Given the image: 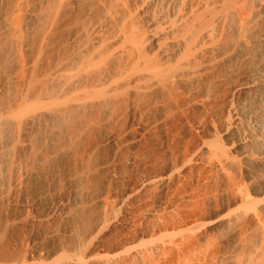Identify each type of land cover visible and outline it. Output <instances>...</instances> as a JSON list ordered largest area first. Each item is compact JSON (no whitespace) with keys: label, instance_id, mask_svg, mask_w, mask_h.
I'll use <instances>...</instances> for the list:
<instances>
[{"label":"bare ground","instance_id":"1","mask_svg":"<svg viewBox=\"0 0 264 264\" xmlns=\"http://www.w3.org/2000/svg\"><path fill=\"white\" fill-rule=\"evenodd\" d=\"M92 3L91 15L89 3L82 5L87 23L70 30L78 32L65 58L44 73L63 86L37 94L24 92L23 82L19 96L0 105V125L8 118L9 127H23L63 112L64 102L83 103L85 126L107 127L94 153L110 150L94 156V167L68 173L67 179L94 175V193L81 190L90 179L37 213L34 202L51 198L56 184L30 189L28 197L10 193L29 183L28 155L22 161L15 149L28 150L31 139L18 133L14 140L11 129L12 136L0 129V202L5 212L19 208L0 221V264H264V0ZM28 5L15 25L0 11V33L21 34L26 19L36 18ZM18 43L22 51L26 41ZM79 65L89 70L86 79L64 86ZM12 72L2 73L0 89ZM49 221L45 237L68 239L46 249L29 237L20 247V225Z\"/></svg>","mask_w":264,"mask_h":264},{"label":"rangeland","instance_id":"2","mask_svg":"<svg viewBox=\"0 0 264 264\" xmlns=\"http://www.w3.org/2000/svg\"><path fill=\"white\" fill-rule=\"evenodd\" d=\"M52 1L56 3L55 1L57 0L55 1L54 0H0V11L5 13L8 11L5 15L6 16L9 15L8 16L9 18L5 17V19L6 21L7 19H10L9 22L13 21V23L8 22L9 24L12 25L16 24V19L18 17L20 18L21 17L20 15H23L22 12H24L23 10H25L24 8H26L28 4L30 6L34 5L35 6L34 9H36L35 12L33 11L34 12L33 15L35 14L36 18L31 17V19L30 18L26 19V24H25L26 26L21 31L22 33L21 32H20L21 34L16 33L18 34V36L15 34L16 35L15 37L14 33L11 34L9 33L7 34V36H6L7 32L0 33V78L3 75L2 73L5 74L6 72L8 73V70L9 71L10 69L13 70L11 79L7 82V84H5L0 89V105L1 104L3 105L5 103L7 104L9 101H10L9 103H11V101L15 99V97H18L20 87L22 83L25 81L27 85L25 84L26 89L24 90V92H35L37 94H50L52 93V91L54 92L55 89L57 90L55 84L58 83H55L56 81H54L53 78H51V80L53 81L52 82L49 78L51 76L46 75L44 73L46 69H48L50 66L60 63L65 58V55L68 52V49L70 48L69 45L72 44L70 43L71 39L69 38L71 35L75 34L77 29H79L78 31H80V29L82 28L81 26L87 23L85 17L87 16V14H85V12L87 11L86 13L89 12V14L91 15L90 12L93 9H91L90 7L92 6L93 4L92 2H94V0L93 1L84 0L83 2L79 0L81 1L79 3H82L81 5L77 3L78 1L76 0L77 2L76 1L74 2L75 6L74 8H72V10L71 8L67 7L68 3L66 1L68 0L64 1V3L61 2V0H59L60 2L57 1V4H60L59 8H56V4H54ZM85 1L87 2V4L89 3L88 6L90 11L88 9L86 10L87 4L85 3ZM65 2L67 5H65ZM52 3L55 6H53ZM84 3L86 4V6H84L85 5ZM82 5L85 7V8L83 7L84 10H86L85 12L84 10H81ZM54 7L56 8V12H53L55 11ZM12 8H13V12L12 11L10 12L9 9L12 10ZM68 9H70L71 11ZM52 12L53 14L55 13L54 16ZM83 12L84 14H82ZM92 12L94 13V10ZM79 15L81 17H79ZM82 15H84V17H82ZM82 18L83 21H81ZM87 18L89 19V16ZM84 19H85V23H83ZM262 20L264 22V19ZM77 21L78 22L81 21V22L78 23ZM12 25L9 27L13 28ZM75 26L77 28V29L75 28V32L70 33V30L72 31ZM10 30L12 32L13 29L9 28V31ZM9 35L11 36L13 35L14 38H11ZM20 40L26 41V45L24 49L23 48L21 49L22 51H19L20 48L18 42ZM39 42L41 43V46H39V49L41 47V50L38 49L39 53L38 52L36 53L38 55H34L35 53L34 51H36L34 49L35 48L37 49L38 46L36 45H39L38 44ZM16 45H18L17 49L15 47ZM16 50H18L19 52H17ZM31 57L32 60H34V62H32ZM34 57L36 59H34ZM29 58H30V63L26 64L25 60L27 61V59ZM80 66L81 69H79ZM83 66L79 65V68L77 70L79 73L80 72L83 73L84 71L86 72L87 69L85 68L83 69ZM76 72L74 73L75 76L69 77V75H65V74L62 75L64 77H69L68 80L66 79L64 86L68 85V82L70 81L71 78L75 79L85 76L84 75L85 73H83L80 74L79 77L78 76L79 73ZM86 73H89V70H87ZM66 74H70V73L68 72ZM86 76H89V74H87ZM64 77L60 79L63 80ZM90 77L91 74L88 78ZM84 78L86 79V77ZM52 83L55 85L54 87H52L53 85ZM61 85L62 83L60 84V86ZM57 86L59 87V84ZM51 87L54 89H52ZM63 104L65 105L66 102H64ZM63 104L62 105L59 104L60 108L58 107L59 105L57 107L60 110H63L65 114L62 111L60 112L59 110H56V112L54 111L53 113L47 115L50 117L42 116L39 119H34L33 122L28 123V125H23V127L19 126L20 123L17 124V126L15 124L13 126L12 124L10 125L11 128L7 124L9 122V119L6 117L7 121L6 120L5 121L7 123H4L5 121L1 123L2 126H4V128L2 129V126L0 125V129L2 130L1 135L6 134L8 136H12L11 133L13 135L19 133L20 137L16 135V136H12V138L16 137L17 139V137H19L20 139L23 135L28 134V136L30 135V139H31L30 141L32 142V143L30 142V146L32 145L31 146L32 149L30 150L29 148L31 147L30 146L28 147V150L30 152L29 154H28V150H26L27 148L26 149L19 148L17 146L18 145L17 142H14L12 145L15 147L17 146L16 149L14 147L12 149H15V153L17 154V156H19V158L21 157L22 161L24 160L25 156L27 157L28 155V158H26L25 160L27 161L28 159L29 162L28 161L27 162L31 164L30 166L29 164H27V167L29 166L30 170H28L29 168L28 169L26 168L28 170V175L30 176L28 178V181L29 183H31V185L27 183L25 187L27 189V186L30 185L29 186L30 188L28 187L27 189V192L29 194L26 192V189L24 188L25 184H23V187L18 186L20 187L19 190L17 189L18 187L17 188L15 186H13L15 188L11 187L10 193L14 192L16 197L18 194H22L24 197H28L29 195H32L33 192L36 193L39 189L43 190L42 188L44 187L46 188L47 185L52 184L53 183L52 181H54V184H56L51 198L49 199L43 198L44 200L41 198L40 200L34 202L33 207L36 209L34 210L37 213L42 212L46 209L47 200L53 199L55 197H63L67 189L71 186L75 187L78 184L77 187L80 189L81 188L80 184H82V187L83 186L85 187L86 185L83 184L89 185V183L87 182H90V179H92V181L90 182L91 185H89L90 188L89 186H86L84 189L81 188V190H85L88 187L89 189L88 193L91 194L94 193V190H92L94 189V183H93L94 175L91 176L92 178L89 179L90 173L88 174V172L85 173L84 171L83 172L84 175L82 174V176L77 175L75 178L67 179L68 173L75 168L74 166L80 167L83 164H90L92 167H94V156L96 157L97 154V156L101 158L99 155L103 157L104 154H106L110 150L109 145H106L103 148H101L100 151L98 150L97 152L94 153V143L104 135V132L106 131L105 129H107V127L106 126L100 128L97 127L98 129L96 128L97 129V130L95 129L96 131L94 130V125L92 127L89 126L87 128V126H85L84 124V121L82 120L83 119L85 120V117L88 116V112H87L88 109H86L87 107L84 106L83 103H79V106L78 103L74 104L76 105V108H74L75 107L74 105L68 106L69 104L68 105L66 104L65 106H63ZM51 107L52 106H50V108ZM54 107L56 106L54 105ZM70 107H73V109L71 108L72 109L71 110ZM56 108L52 107L53 110H55ZM57 111H59L60 113L59 112L57 113ZM68 112L70 115L68 114ZM54 113H57V115H54ZM3 117L4 116L0 117L1 121H3V119H1ZM81 121L83 123H81ZM3 124L5 125L7 124L8 126L7 125L5 126ZM37 124L39 125V128ZM83 124L86 128L83 126ZM36 126L38 129H35ZM16 127H18L17 128L18 131L19 128L21 127L20 131L22 133L20 131L19 132L15 131ZM8 128L9 130L10 129L12 130L11 133H9L11 130L8 132ZM3 130L4 131L6 130L7 132H3ZM43 140L45 141L47 140L46 142L48 143H46L45 141L43 142ZM23 153H25L26 155ZM35 160H38L37 162L39 164L34 163ZM127 170L128 173L131 172L130 174H133V172L129 168ZM48 182L50 183L48 184ZM21 188H24L23 192L20 191ZM30 189H32L33 192H31ZM25 193L27 194L24 195ZM4 204H5L4 202L3 203L0 202V221L5 217V215H8L9 217L16 215L19 210V208L16 205H12L9 206L8 211L6 210L5 212ZM71 220H72L71 217H68L67 219L64 220L66 226H69ZM51 223L52 221H49L47 223L42 222L39 225H27L25 227L23 226V228L22 225H20V227L15 230L16 235H18L21 240L20 247L24 248L27 246L26 242L29 237H33L34 239H37L40 242V245L45 247L46 249L52 248L56 243L59 242V240L68 239V237H64V236L45 237L44 232H46L48 225ZM14 232L9 230L10 235L12 234L15 235Z\"/></svg>","mask_w":264,"mask_h":264}]
</instances>
